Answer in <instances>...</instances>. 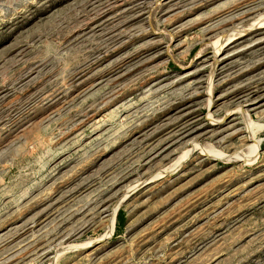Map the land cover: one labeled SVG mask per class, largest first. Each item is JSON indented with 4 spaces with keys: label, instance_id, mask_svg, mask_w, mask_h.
<instances>
[{
    "label": "rangeland",
    "instance_id": "rangeland-1",
    "mask_svg": "<svg viewBox=\"0 0 264 264\" xmlns=\"http://www.w3.org/2000/svg\"><path fill=\"white\" fill-rule=\"evenodd\" d=\"M0 264H264V0H0Z\"/></svg>",
    "mask_w": 264,
    "mask_h": 264
},
{
    "label": "bare ground",
    "instance_id": "bare-ground-1",
    "mask_svg": "<svg viewBox=\"0 0 264 264\" xmlns=\"http://www.w3.org/2000/svg\"><path fill=\"white\" fill-rule=\"evenodd\" d=\"M217 51H218V50H216V53H215V55L217 54ZM251 137H252V136H251ZM255 143H256V142H255Z\"/></svg>",
    "mask_w": 264,
    "mask_h": 264
},
{
    "label": "trees",
    "instance_id": "trees-1",
    "mask_svg": "<svg viewBox=\"0 0 264 264\" xmlns=\"http://www.w3.org/2000/svg\"><path fill=\"white\" fill-rule=\"evenodd\" d=\"M117 214H118V213H117ZM117 216H119V214H118Z\"/></svg>",
    "mask_w": 264,
    "mask_h": 264
}]
</instances>
